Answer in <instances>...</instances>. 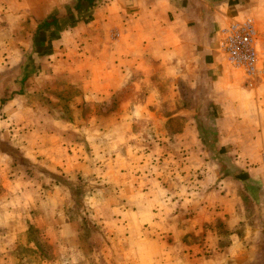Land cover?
Masks as SVG:
<instances>
[{
  "label": "crops",
  "instance_id": "crops-1",
  "mask_svg": "<svg viewBox=\"0 0 264 264\" xmlns=\"http://www.w3.org/2000/svg\"><path fill=\"white\" fill-rule=\"evenodd\" d=\"M102 2L112 121L86 123L82 144L93 149L80 158L70 140L50 139L43 162L62 171L60 183L6 170L0 139V264H264V81L244 84L218 49L220 29L246 15L264 39V0ZM11 102L0 113L12 114ZM203 107L211 126L197 119ZM77 174L103 183L88 192L97 234L79 232L67 209ZM37 236L51 246L47 260L22 249Z\"/></svg>",
  "mask_w": 264,
  "mask_h": 264
},
{
  "label": "rangeland",
  "instance_id": "rangeland-1",
  "mask_svg": "<svg viewBox=\"0 0 264 264\" xmlns=\"http://www.w3.org/2000/svg\"><path fill=\"white\" fill-rule=\"evenodd\" d=\"M102 1L0 0V102L6 105V100L11 99L10 104L13 103L14 107L12 114L0 113V120L7 122L6 132L0 131V139L9 143L6 151L11 153V157L2 154L1 161L8 162L6 170L10 169L11 173L40 172L43 177L60 183L64 180L62 171L60 173L59 169L43 162L50 148V139L56 138L63 144L70 140L72 145L68 151L77 158L84 151L89 153L93 149L82 144L85 134L92 131L85 129L86 123L112 121V115L103 110L106 106L113 108V90L110 96H105L109 95L104 91L102 76V58L106 50L104 35L98 33L105 24L101 21L104 18L95 12L103 5ZM88 10L92 13L88 14ZM51 19L60 21L53 24ZM108 24L113 25L111 21ZM113 30L112 27L110 31ZM257 38L258 73L249 76L242 69L233 68L250 88L264 81V46H261L264 39H261L258 28ZM212 118L213 112L206 107L197 114L201 126H211ZM110 134L113 135V131ZM23 143L31 145L30 152L22 147ZM113 144L112 138L111 150H115ZM263 154L264 150L260 152L261 160ZM68 180L72 187L67 209L77 220L79 232L88 236L90 232H96L89 223L88 192L103 183L97 178H83L80 174ZM43 187L46 191L48 185L43 184ZM39 237L36 248L26 245L22 249L26 253L35 250L47 260L51 246ZM93 244L83 240L86 251ZM18 252L21 250H15ZM36 260L38 258L30 256V262ZM58 260L59 264H65V258Z\"/></svg>",
  "mask_w": 264,
  "mask_h": 264
},
{
  "label": "built area",
  "instance_id": "built-area-1",
  "mask_svg": "<svg viewBox=\"0 0 264 264\" xmlns=\"http://www.w3.org/2000/svg\"><path fill=\"white\" fill-rule=\"evenodd\" d=\"M219 36L218 49L227 63L249 76L258 73L257 26L253 16L229 20L220 29Z\"/></svg>",
  "mask_w": 264,
  "mask_h": 264
}]
</instances>
